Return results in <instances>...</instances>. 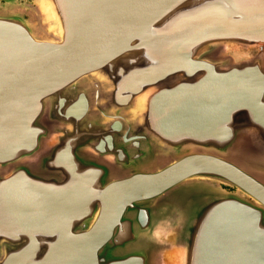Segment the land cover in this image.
I'll use <instances>...</instances> for the list:
<instances>
[{"label": "water", "instance_id": "water-1", "mask_svg": "<svg viewBox=\"0 0 264 264\" xmlns=\"http://www.w3.org/2000/svg\"><path fill=\"white\" fill-rule=\"evenodd\" d=\"M21 1L0 264H264V0Z\"/></svg>", "mask_w": 264, "mask_h": 264}, {"label": "flooded vegetation", "instance_id": "flooded-vegetation-1", "mask_svg": "<svg viewBox=\"0 0 264 264\" xmlns=\"http://www.w3.org/2000/svg\"><path fill=\"white\" fill-rule=\"evenodd\" d=\"M19 1H21V0H19ZM26 1L29 2L30 0H26ZM2 2H3V0H0V17L2 16Z\"/></svg>", "mask_w": 264, "mask_h": 264}, {"label": "rangeland", "instance_id": "rangeland-1", "mask_svg": "<svg viewBox=\"0 0 264 264\" xmlns=\"http://www.w3.org/2000/svg\"><path fill=\"white\" fill-rule=\"evenodd\" d=\"M171 246H167L165 249L170 248Z\"/></svg>", "mask_w": 264, "mask_h": 264}]
</instances>
